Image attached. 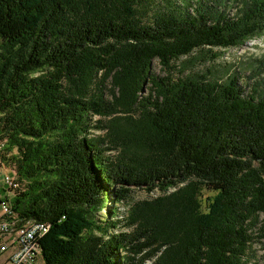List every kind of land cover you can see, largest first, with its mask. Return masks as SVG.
I'll list each match as a JSON object with an SVG mask.
<instances>
[{
  "label": "trees",
  "instance_id": "16d2710c",
  "mask_svg": "<svg viewBox=\"0 0 264 264\" xmlns=\"http://www.w3.org/2000/svg\"><path fill=\"white\" fill-rule=\"evenodd\" d=\"M154 2L0 0V164L44 264H247L264 238V56L248 91L175 63L264 33V0Z\"/></svg>",
  "mask_w": 264,
  "mask_h": 264
},
{
  "label": "rangeland",
  "instance_id": "374dc122",
  "mask_svg": "<svg viewBox=\"0 0 264 264\" xmlns=\"http://www.w3.org/2000/svg\"><path fill=\"white\" fill-rule=\"evenodd\" d=\"M152 1H155L152 3L153 5H161V0ZM233 10L234 9H231L230 12ZM211 50V52H206L205 56H201V52L196 50L193 51L192 55L182 56L176 60V64L183 63L185 66L182 75L207 71H209L208 76L213 79H223L227 74L236 75L239 83H242L245 90L248 91L254 81V77L250 76V72H252L251 70H253V68L260 66L257 60L264 56V33L249 38L237 46L228 48L212 47ZM211 53H216L217 56L212 59L210 57ZM151 71L160 76L167 74V71L162 68L157 58L152 60ZM171 73L174 77L179 75L177 70H171ZM262 75H264V73ZM7 171V168L0 167V175ZM205 194L203 197L206 196ZM132 195L135 198H142L151 195V193L146 192L142 188H136ZM104 202L105 205H112L113 203L112 200H106ZM117 205L119 209L118 218H121L126 211L127 202L122 201ZM105 215L106 211L104 208L96 210L93 214L94 219L98 220L103 219ZM261 217H263V215H261ZM28 221L35 223V221L32 220ZM39 257L41 264H44L43 257H41L40 254ZM248 257L249 260L247 264H264V238L256 239L252 243Z\"/></svg>",
  "mask_w": 264,
  "mask_h": 264
},
{
  "label": "built area",
  "instance_id": "2783aa9c",
  "mask_svg": "<svg viewBox=\"0 0 264 264\" xmlns=\"http://www.w3.org/2000/svg\"><path fill=\"white\" fill-rule=\"evenodd\" d=\"M21 188L15 171L0 175V264H41L38 259L40 230H45L48 224L19 218L12 209L11 196Z\"/></svg>",
  "mask_w": 264,
  "mask_h": 264
},
{
  "label": "bare ground",
  "instance_id": "6f19581e",
  "mask_svg": "<svg viewBox=\"0 0 264 264\" xmlns=\"http://www.w3.org/2000/svg\"><path fill=\"white\" fill-rule=\"evenodd\" d=\"M0 147H1V143H0ZM35 223H37V224H46V223H44V222H35ZM47 228H48V227H46L45 230H40V239H41V237L43 236V234L46 232ZM39 243H40V240H39ZM39 243H38V259H39V261H40L39 254H40L41 257H42V254H41V247H40V244H39Z\"/></svg>",
  "mask_w": 264,
  "mask_h": 264
}]
</instances>
